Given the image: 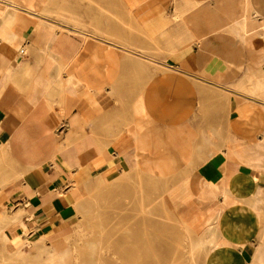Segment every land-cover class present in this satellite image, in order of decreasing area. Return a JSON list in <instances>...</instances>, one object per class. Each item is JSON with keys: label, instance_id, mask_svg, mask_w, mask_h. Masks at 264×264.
<instances>
[{"label": "crops", "instance_id": "0c3cea01", "mask_svg": "<svg viewBox=\"0 0 264 264\" xmlns=\"http://www.w3.org/2000/svg\"><path fill=\"white\" fill-rule=\"evenodd\" d=\"M147 131L189 151L196 264H264V0H0L2 239L65 241Z\"/></svg>", "mask_w": 264, "mask_h": 264}, {"label": "rangeland", "instance_id": "374dc122", "mask_svg": "<svg viewBox=\"0 0 264 264\" xmlns=\"http://www.w3.org/2000/svg\"><path fill=\"white\" fill-rule=\"evenodd\" d=\"M150 72L147 70L148 76ZM134 89V93H138L142 87ZM137 109L142 113L140 103ZM146 133L148 144L143 141L139 152L140 164L134 168L140 171L124 176L123 173L115 175L117 177L112 178V181L99 183L100 173L94 188L89 187L84 192L80 222L70 237L53 246L39 247L35 252L33 245H23L20 256L14 255L10 260L7 259L9 256L0 236V264H196L194 259L201 254V250L187 244L189 235L175 214L176 204L184 200L177 194L179 186L183 184L179 180L192 168V165L187 164L189 151L181 146L176 147L175 142H171V135L160 143L155 142L154 134ZM214 138L212 135V142ZM161 147L169 153L166 155L167 160H160L163 153ZM147 154L148 157L144 158ZM149 162H156L160 169H164L163 173L156 172L160 182H156L144 168L145 163ZM138 219L140 222L136 223ZM134 237H139L143 242L140 247L144 253L139 259L133 257L136 259L126 260L120 252L129 245L120 241L132 240ZM131 247L137 248V245ZM108 248H111V252Z\"/></svg>", "mask_w": 264, "mask_h": 264}, {"label": "bare ground", "instance_id": "6f19581e", "mask_svg": "<svg viewBox=\"0 0 264 264\" xmlns=\"http://www.w3.org/2000/svg\"><path fill=\"white\" fill-rule=\"evenodd\" d=\"M239 25V24H238ZM93 41V40H92ZM86 42V41H85ZM116 48V47H115ZM108 50L109 51H111L109 48H108ZM122 51V50H121ZM112 53V52H111ZM118 53H120V52H118ZM124 55V54H123ZM109 56H111V55H109ZM107 59H109V58H107ZM109 61H111V60H109ZM140 63H142V62H140ZM139 63V64H140ZM122 64V63H121ZM140 66H141V64H140ZM166 68H168V67H166ZM135 130V129H134ZM137 130V129H136ZM108 132V131H107ZM119 135V134H118ZM122 135V134H121ZM133 136L135 137L134 138V140H136V150H137V157L138 158H140V155H139V152H140V150H141V146H142V144H143V140H141V137L139 136V134H133ZM145 138V137H144ZM112 141V140H111ZM116 141V140H115ZM99 142V141H98ZM97 142V143H98ZM135 143V142H134ZM161 150H162V147H161ZM163 151H164V149H163ZM102 152V151H101ZM137 161V160H136ZM162 164H164V163H162ZM162 164H160L161 166H162ZM148 172H150V174H151V176H153V178H154V180H155V177L157 176V173L156 172H161V173H163L164 172V169H160L159 168V166L157 165V163L156 162H149V163H145V167H144ZM145 170V171H146ZM144 177V176H143ZM152 178V177H151ZM153 180V181H154ZM102 181H112V180H108L105 176H103V175H101L100 176V178H99V180H98V182L100 183V182H102ZM151 183H152V181H151ZM110 186V185H109ZM147 186V185H146ZM113 188V187H112ZM113 195V194H112ZM112 195H110V196H112ZM21 214V213H20ZM24 214V213H23ZM13 215H16V213L15 214H13ZM15 217H18V215H16V216H14V218ZM19 218V217H18ZM15 221H16V218H15ZM137 222L136 223H139L140 222V220L138 219V220H136ZM1 223V222H0ZM3 237V239L2 240H4V242L6 243V245H5V251H6V253H7V255L9 256V257H7V259H12L13 257H14V255H19L20 256V252H21V248H22V246L23 245H26L27 247H29V245L31 244V246L33 245L34 246V249H33V251L35 252L36 250H39V247H42V246H39L42 242L41 241H39V242H32V243H30V242H28L27 240H25L24 239V241L22 242L21 240H19L18 239V241H17V244H15V247H12V241H9L8 239L7 240H5L6 239V237L3 235L2 236ZM120 242H122L123 244H126V245H129V247L128 248H126L124 251H122V252H120L121 253V255L122 256H124V258L126 259V260H132V259H136V258H133V257H137V259H139V256L142 254V253H144V251H143V249L141 250V245L143 244V242L141 241V239L139 238V237H134V238H132V240L131 239H129L128 241H120ZM90 243V242H89ZM91 244V243H90ZM92 244H94V243H92ZM100 244V243H99ZM99 244H98V246H99ZM199 244V243H198ZM45 245V244H44ZM115 245H116V243H115ZM130 245H137V248H130ZM197 245V244H196ZM47 246V244L45 245V247ZM86 246V245H85ZM94 246H95V244H94ZM200 246V245H199ZM140 247V248H139ZM99 248V247H98ZM97 249V248H96ZM95 249V250H96ZM109 249V248H108ZM111 249V248H110ZM110 249H109V251H110ZM53 250V249H52ZM100 250V249H99ZM98 250V251H99ZM17 251V252H16ZM108 251V253H110ZM40 252V251H39ZM93 252V251H92ZM104 252V251H103ZM24 253V252H23ZM96 253V252H95ZM99 253H100V251H99ZM107 253V252H106ZM111 254V253H110ZM98 255V254H97ZM104 255V254H103ZM112 255V254H111ZM13 256V257H12ZM91 256V255H90ZM109 256V255H108ZM105 257H107V256H105ZM132 258V259H131ZM6 259V260H7ZM20 259H21V257H20ZM92 259V258H91ZM98 259H99V257H98ZM112 259V258H111ZM96 260V259H95ZM78 261V260H77ZM89 261H91L92 262V260H89ZM103 261V260H102ZM84 263V262H83ZM103 263V262H102ZM105 263V262H104ZM35 264H37V263H35ZM85 264V263H84ZM87 264H89V263H87ZM91 264V263H90ZM93 264V263H92ZM95 264V263H94Z\"/></svg>", "mask_w": 264, "mask_h": 264}, {"label": "built area", "instance_id": "2783aa9c", "mask_svg": "<svg viewBox=\"0 0 264 264\" xmlns=\"http://www.w3.org/2000/svg\"><path fill=\"white\" fill-rule=\"evenodd\" d=\"M19 54H20L21 56H25V52H24V50L21 49V50L19 51Z\"/></svg>", "mask_w": 264, "mask_h": 264}]
</instances>
